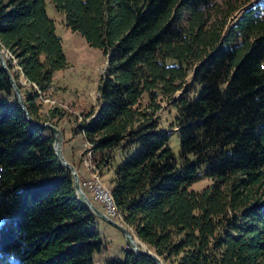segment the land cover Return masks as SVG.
<instances>
[{
	"label": "trees",
	"instance_id": "16d2710c",
	"mask_svg": "<svg viewBox=\"0 0 264 264\" xmlns=\"http://www.w3.org/2000/svg\"><path fill=\"white\" fill-rule=\"evenodd\" d=\"M49 1L106 57L98 108L71 129L88 144L79 160L67 154L63 109L39 112L67 65L45 0H0V48L30 116L61 129L84 190L89 150L100 175L113 171L118 221L163 264H264V0ZM162 101L175 110L168 129ZM53 140L0 63V264H94L106 246ZM201 175L211 183L189 190ZM105 264L156 263L129 249Z\"/></svg>",
	"mask_w": 264,
	"mask_h": 264
},
{
	"label": "rangeland",
	"instance_id": "374dc122",
	"mask_svg": "<svg viewBox=\"0 0 264 264\" xmlns=\"http://www.w3.org/2000/svg\"><path fill=\"white\" fill-rule=\"evenodd\" d=\"M45 2L47 14L54 19L55 32L61 37L62 49L67 65L63 68L56 69L53 72L51 88L48 92L49 95L48 97L43 98L42 104L39 107V112L43 118H46L48 117L47 114L50 108L57 105L63 109L64 116L60 119L59 125L64 127L65 133L67 134L66 136L70 137L67 144V154L71 155L75 160H79V156L84 147L87 146L86 148L88 149V144L84 143L83 136L80 133H71V129L77 122L87 119V114L90 110H94L98 107V87L101 82L103 71L106 68V57L100 48L89 45L78 32L66 27L63 23V13L58 11L49 0H45ZM1 50L4 59L5 57H8V52L3 49ZM16 69L17 67L13 68V70ZM20 81L22 84L25 83L22 76H20ZM161 104L162 108L158 112L161 116L160 125L162 128L168 129L169 122L171 121L175 110L173 108L168 109L166 101H162ZM42 121L50 120L45 119ZM168 145L178 157L180 146L179 136L176 129L171 131ZM85 154L84 156L86 157L84 158L83 156L82 162L79 164L81 178H84V176L86 174L88 175L90 172V176L95 175L93 173L94 171L98 173L89 160L90 151L87 152L86 150ZM88 169L91 171L89 172ZM98 175L101 176L103 183L102 188L110 193L108 187L111 186V178L113 176L112 169L105 170L101 175L99 173ZM210 183L211 179L209 177L201 175L198 179L192 181L188 185V189L201 191ZM94 204L99 208L101 207L98 203ZM115 216L116 217L113 216L112 218L118 221L120 217L118 214ZM118 222L123 223L122 220ZM97 227L100 239L105 242L106 246L100 252L95 253L94 264H105L106 260L111 258L123 260L126 252L130 249L123 234L115 226L100 218L97 220ZM142 245L145 246L143 243Z\"/></svg>",
	"mask_w": 264,
	"mask_h": 264
},
{
	"label": "water",
	"instance_id": "95a60500",
	"mask_svg": "<svg viewBox=\"0 0 264 264\" xmlns=\"http://www.w3.org/2000/svg\"><path fill=\"white\" fill-rule=\"evenodd\" d=\"M0 63L3 67V69L5 70L11 86L14 90L16 99L19 103V105L21 106V108L24 110V112L27 115V119L29 120V122L31 124L34 125H38V126H43V127H47L52 131L53 134V148H54V152H55V156L59 162L60 165H63L65 167H67L72 176H73V184H74V189L75 192L77 194V196L80 198V200L100 219L112 224L113 226H115L122 234L123 236L126 238L127 243L129 245V248L135 253V254H145L150 256L154 262L156 264H163L161 259L159 258V256L157 254H155L154 252H152L151 250H149L146 246H143L142 243H140V241L132 234L131 230L123 223L118 222L114 219H112L110 216H108L102 209H100L99 207H97L93 201L91 200V198L89 197V195L85 192L84 188L81 186L80 183V178H79V174L75 168V166L65 158V156L63 155L62 152V141H63V135L61 130L58 128V126H56L55 124H53L50 121H42V120H35L33 119L30 114L28 113L26 107H25V101L23 98V95L20 91L19 86L17 85L11 71L9 70V67L7 66L4 56H3V52L0 48Z\"/></svg>",
	"mask_w": 264,
	"mask_h": 264
},
{
	"label": "built area",
	"instance_id": "2783aa9c",
	"mask_svg": "<svg viewBox=\"0 0 264 264\" xmlns=\"http://www.w3.org/2000/svg\"><path fill=\"white\" fill-rule=\"evenodd\" d=\"M101 184L103 183H97L96 179L90 176V173H88L87 177L83 180V186L88 191L91 200H93L94 203L100 204L102 207L100 208L112 218V210L109 204H106L105 191H101Z\"/></svg>",
	"mask_w": 264,
	"mask_h": 264
},
{
	"label": "bare ground",
	"instance_id": "6f19581e",
	"mask_svg": "<svg viewBox=\"0 0 264 264\" xmlns=\"http://www.w3.org/2000/svg\"><path fill=\"white\" fill-rule=\"evenodd\" d=\"M87 152H89V150H88ZM93 173H94L95 175L92 176V177H94V178L96 179V182H97V183H102L101 176H99L98 173L95 172V171H94ZM102 185H103V184H101V191H105L106 204H109V206H110V208H111V210H112V216H113V215L116 214V212H115V206H114V203H113V200H112L111 194H110L107 190L103 189V188H102ZM112 219H113V218H112ZM114 220H115V219H114ZM116 221H117V220H116Z\"/></svg>",
	"mask_w": 264,
	"mask_h": 264
},
{
	"label": "crops",
	"instance_id": "0c3cea01",
	"mask_svg": "<svg viewBox=\"0 0 264 264\" xmlns=\"http://www.w3.org/2000/svg\"><path fill=\"white\" fill-rule=\"evenodd\" d=\"M98 108V107H97ZM97 108L95 109V110H97ZM84 144V143H83ZM85 145V144H84ZM85 148V147H84ZM86 156H84V158H85ZM84 158H83V162H84ZM85 164V163H84ZM86 166V165H85ZM87 167V166H86ZM89 170V169H88ZM87 177V174L84 176V178H86Z\"/></svg>",
	"mask_w": 264,
	"mask_h": 264
}]
</instances>
